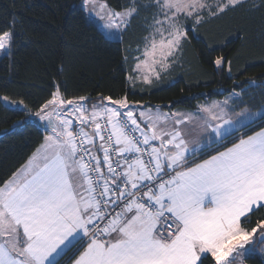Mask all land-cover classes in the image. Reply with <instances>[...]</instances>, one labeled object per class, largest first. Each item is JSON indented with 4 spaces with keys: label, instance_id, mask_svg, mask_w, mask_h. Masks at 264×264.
Listing matches in <instances>:
<instances>
[{
    "label": "snow or ice",
    "instance_id": "obj_1",
    "mask_svg": "<svg viewBox=\"0 0 264 264\" xmlns=\"http://www.w3.org/2000/svg\"><path fill=\"white\" fill-rule=\"evenodd\" d=\"M246 2L130 0L123 11L99 8L109 29H126L142 9L154 10L133 69L151 84L190 27ZM89 4L95 11L96 0ZM12 42L10 31H0V51L7 54ZM87 99L66 100L56 86L36 111L50 134L0 183V264H236L257 234L264 243V216L245 227L264 211V123L229 139L238 129L222 130L225 124L247 128L256 118L233 121L204 108L209 119L189 127L191 114L137 115L126 95L101 96L91 110ZM194 133L208 143L191 139Z\"/></svg>",
    "mask_w": 264,
    "mask_h": 264
},
{
    "label": "trees",
    "instance_id": "obj_2",
    "mask_svg": "<svg viewBox=\"0 0 264 264\" xmlns=\"http://www.w3.org/2000/svg\"><path fill=\"white\" fill-rule=\"evenodd\" d=\"M81 1L0 0V31L13 34L10 52L0 56V183L43 142L46 132L35 113L56 86L66 100L85 96L89 104L101 96L126 95L129 102L194 110L203 101L236 93L246 94L252 107L264 105V6L253 7L264 5V0H247L226 15L194 26V31L190 27L174 62L151 84L127 78L137 75L135 57L151 31L147 25L154 10L142 9L122 39H112L87 17ZM105 1L117 11L130 2ZM221 57L223 63L217 66ZM3 97L19 104H7ZM262 123L261 117L247 127L249 134ZM261 216L264 211L253 214L245 227L255 226ZM248 247L244 264H264L259 234Z\"/></svg>",
    "mask_w": 264,
    "mask_h": 264
},
{
    "label": "rangeland",
    "instance_id": "obj_3",
    "mask_svg": "<svg viewBox=\"0 0 264 264\" xmlns=\"http://www.w3.org/2000/svg\"><path fill=\"white\" fill-rule=\"evenodd\" d=\"M103 3H107V2L105 0H96L97 7H96L95 11L89 10L92 7L91 4H89L88 8L86 9L85 5H84V0L81 1V6L84 9V11L86 12L87 17L92 22H95L101 28V30L104 32V34L106 36H108L109 38H112V39H122V35H123L124 30H125L124 28H121V29H115V28L109 29V28H106L105 25L108 23L107 17L105 16V19H103V20L100 19V16L105 15V12L107 11V10H105V12H101L100 11L99 5L103 4ZM109 7L111 9L115 10L110 5H109ZM115 11H117V10H115ZM116 32H119V38H117L114 35H109V33H116ZM142 49H143V47L140 49V51H142ZM9 52H10V48L7 50V54ZM4 54H6L4 51H0V56H2ZM138 55H140V52H139ZM136 78L141 80V81H143L141 78H139L138 73L136 75ZM154 79H156V78L153 77V80ZM4 98L5 97H3V100L7 104H11V105H18L19 104V103H16V102H11L10 99H8V98L7 99H4ZM129 105L137 113V115L141 111L153 112V113H157L158 112L161 115H170L171 113L191 114L194 117V119L189 124V127H196L198 121L200 123H203V121L206 120V114H205L206 112L203 111V109L206 108V101L201 102L199 104L198 108L194 109V110H192V109H183V108L166 110V109H163V108H161L159 106L146 105V104L141 103V102H129ZM262 106H263V108H261L262 110H260L258 112L257 111L248 112V110H245L246 111L245 113H249L250 115H256L258 117H261V116L264 115V105H262ZM227 119H231V118H227ZM229 128H231V126L225 124V128L222 129V130H228ZM191 139H199L200 142L203 143V144H207L208 143V141H206L205 136L201 135V136L197 137L195 133L193 134V137ZM190 147H195V144H190ZM250 249H251V247H248L246 249L244 248V249L240 250L241 256L238 257V260L236 261V264H244V259L243 258L249 252Z\"/></svg>",
    "mask_w": 264,
    "mask_h": 264
},
{
    "label": "crops",
    "instance_id": "obj_4",
    "mask_svg": "<svg viewBox=\"0 0 264 264\" xmlns=\"http://www.w3.org/2000/svg\"><path fill=\"white\" fill-rule=\"evenodd\" d=\"M248 98L249 97L246 96V94L244 95V94L233 93V94H229L227 96H224L222 98H215V99L213 98V99H210V100H206V108L212 109V112L217 114V115H223L225 119L231 118V119H233V121H236V120L244 121L246 118L254 116L256 118L255 121H257L261 117H263L264 115L261 116V117H258L256 115H250L249 113H245L246 112L245 110H248V112H251V111H257L258 112V111L262 110L261 108H263V106H257V107L250 106V104L247 102ZM99 102L100 101L89 104V103H87L85 101L84 103H85V106L88 107L89 110H91V106L93 104H98ZM214 105H218L219 107H213ZM241 112H243L245 115L244 116H238V114L241 113ZM205 114H206V120H208L209 119V114L207 112ZM37 119H38V121L40 122V124L42 125L43 129L46 132L45 136L50 134V129L46 130L47 122L40 120L39 117H37ZM214 123H216V122H214ZM224 128H225V125H224ZM231 128H237L238 130L242 129V127H239L238 124L231 125ZM238 130H236V131H238ZM249 130H250V128H247L246 130H243L241 132V134H243L245 131L248 132ZM236 131H234V132H236ZM206 141H207V139H206ZM208 150H210V149H208ZM63 263H64V261L61 264H63ZM69 264H71V262Z\"/></svg>",
    "mask_w": 264,
    "mask_h": 264
},
{
    "label": "water",
    "instance_id": "obj_5",
    "mask_svg": "<svg viewBox=\"0 0 264 264\" xmlns=\"http://www.w3.org/2000/svg\"><path fill=\"white\" fill-rule=\"evenodd\" d=\"M246 247V246H245ZM242 250V249H241Z\"/></svg>",
    "mask_w": 264,
    "mask_h": 264
}]
</instances>
